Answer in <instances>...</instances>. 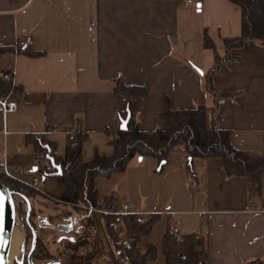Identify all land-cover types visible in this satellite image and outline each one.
I'll return each instance as SVG.
<instances>
[{
	"label": "crops",
	"instance_id": "0c3cea01",
	"mask_svg": "<svg viewBox=\"0 0 264 264\" xmlns=\"http://www.w3.org/2000/svg\"><path fill=\"white\" fill-rule=\"evenodd\" d=\"M198 2L199 7L179 0H0V47L12 49L0 56V76L11 73L13 86L44 96L39 104H27L6 94L17 106L0 111V163L21 168L17 178L23 183L39 178L46 197L54 199L56 182L42 179L40 171L51 164L37 157L27 137L43 134L63 156L69 133L80 128L87 132L83 160L111 154L107 132L119 128L124 108L123 96L114 91L119 77L148 90L131 103L141 130L163 127L165 99L172 109L210 106L202 75L214 59L203 47L202 31L220 49L221 38L240 34L241 15L229 0ZM20 36L27 53L14 48ZM213 84L231 94L218 100V126L236 148L262 151L264 42L246 41L232 50ZM139 157L125 171L95 179L98 204L111 194L117 211L142 218L159 214L154 225L163 228L155 244L167 226L197 233L208 264H264V170L257 189L244 176H227L220 158H195L188 176L182 150L169 153L160 173L154 158ZM90 213L89 223L99 227V212Z\"/></svg>",
	"mask_w": 264,
	"mask_h": 264
},
{
	"label": "trees",
	"instance_id": "16d2710c",
	"mask_svg": "<svg viewBox=\"0 0 264 264\" xmlns=\"http://www.w3.org/2000/svg\"><path fill=\"white\" fill-rule=\"evenodd\" d=\"M238 6L241 15V31L239 35L221 38V48L214 44L205 30L202 31V44L205 49L213 52V64L203 72V87L212 97V104L198 105L190 109H172L169 100L165 99L164 108L160 112L163 120L162 128L151 131L141 130L135 121L131 103L134 99L145 96L148 90L141 85L126 84L123 78L116 79L114 91L124 98V108L119 111V119H128L126 128L120 127L113 132H107L108 142L113 147L109 155L95 153L88 160L82 159V144L87 139V132L76 128L74 138L65 146L63 156L55 153L54 141L45 138L43 134H32L27 142L33 145L36 152H44L51 157L55 164L61 167V174L55 175V169L49 165H42V176H49L56 182L59 193L54 198L59 203L71 208H81L87 212L100 210V220L103 234L109 237L112 264H147L156 260L160 252L165 264H208L207 253L201 236L195 232L175 233L167 226L159 244L150 241L141 242L153 225L159 220V214H149L139 217L137 214H125L122 225L128 241L119 244L113 241L115 233L109 227V222L117 211L111 194H105L103 201L97 203L95 179L109 178L113 173L126 170L129 162L135 156L154 158L161 167L156 169L160 173L168 162L169 153L182 150L187 156L185 172L192 176L193 160L195 158H220L222 169L229 177L244 176L249 183L260 188V174L264 170V149L251 152L238 149L229 140V132L217 124V103L222 97L231 95L215 88L213 76L218 72L221 64L231 57L232 50L240 48L246 41L264 42V0H229ZM9 47H0V56ZM20 52H29L27 47ZM33 54V53H31ZM11 90V91H10ZM9 94L20 96L24 103L39 104L44 101L43 95L24 92L18 86L11 87V82L0 76V95ZM0 182L11 190L24 194L30 203V218L36 224L37 212L33 200L40 193L34 191L18 178L6 177L0 173ZM52 199L51 197H46ZM45 198V199H46ZM23 205L21 204V207ZM63 206V205H62ZM106 209L107 211L103 210ZM67 210V208H66ZM25 245L28 247L32 239L33 229L25 221ZM36 231V243L32 251V258L38 262L55 260L57 257L47 247L41 231ZM24 264H28L25 261Z\"/></svg>",
	"mask_w": 264,
	"mask_h": 264
},
{
	"label": "rangeland",
	"instance_id": "374dc122",
	"mask_svg": "<svg viewBox=\"0 0 264 264\" xmlns=\"http://www.w3.org/2000/svg\"><path fill=\"white\" fill-rule=\"evenodd\" d=\"M47 190L52 191L48 188ZM35 197L32 203L37 212V223L35 224L29 219L30 225L36 231H40V228L43 229L41 236L49 250L57 257L55 264H112L111 254L113 255V251L110 246L109 237L103 234L101 222H99V227L94 223H89L90 212L86 213L80 211L78 207L71 208L66 204L59 203L60 201H57L56 197L48 200L38 194ZM17 202L19 219L24 222L25 200L18 197ZM21 204L23 205L22 207ZM48 207H51L53 210L51 209L50 211ZM104 210L107 211L106 209ZM162 228L163 223L154 225L150 235L142 237V240L159 241ZM23 231L24 236H26L24 226ZM114 233L113 241L118 243L117 234L116 232ZM33 262L35 264H46L48 261L38 262L33 259ZM147 264H153V262ZM154 264H164L162 255Z\"/></svg>",
	"mask_w": 264,
	"mask_h": 264
},
{
	"label": "water",
	"instance_id": "95a60500",
	"mask_svg": "<svg viewBox=\"0 0 264 264\" xmlns=\"http://www.w3.org/2000/svg\"><path fill=\"white\" fill-rule=\"evenodd\" d=\"M128 119L121 121L120 128H126ZM46 159L49 160L51 166L55 169L54 174H61V167L59 164H55L53 159L46 154ZM141 159V157H139ZM163 161L160 162L157 169L162 165ZM45 177L42 176V179ZM12 193L22 200H25V221L30 225V203L28 198L24 194H20L16 191L11 190L5 184L0 182V264H24L25 261L28 264H35L32 258V251L36 243V229H33L32 239L30 245L26 247L25 236L23 231V222L19 219L18 213L15 209L8 208L7 196ZM30 219V220H29ZM32 227V226H31ZM55 260H50L46 264H55Z\"/></svg>",
	"mask_w": 264,
	"mask_h": 264
},
{
	"label": "built area",
	"instance_id": "2783aa9c",
	"mask_svg": "<svg viewBox=\"0 0 264 264\" xmlns=\"http://www.w3.org/2000/svg\"><path fill=\"white\" fill-rule=\"evenodd\" d=\"M179 1L185 6L199 7L200 5L198 0H179ZM25 47H26V40L23 36H20L17 42L15 43L14 48L17 50H20V49H24ZM2 76L4 80L10 81L11 87H13L11 73H4ZM16 106H17L16 101L11 100L6 95H0V111L1 112L12 111L16 108ZM52 131H55V129ZM68 136H69V140L72 141L74 138V132H70ZM36 155L39 159L43 160L45 158L44 152H39ZM20 171H21V168L19 167L9 168L5 161L0 163V173L6 177L17 178V174ZM24 184L30 187L31 189H33L34 191L40 193L41 195L46 196V192L40 187L39 178H33L31 182H26V183L24 182ZM191 185L196 186V181L193 180L191 182ZM94 211L100 212V210H94ZM114 214H115L114 218L109 222V227L114 232H116L118 243L124 244L128 241V236L122 225V217L125 214H134V212L116 211Z\"/></svg>",
	"mask_w": 264,
	"mask_h": 264
},
{
	"label": "bare ground",
	"instance_id": "6f19581e",
	"mask_svg": "<svg viewBox=\"0 0 264 264\" xmlns=\"http://www.w3.org/2000/svg\"><path fill=\"white\" fill-rule=\"evenodd\" d=\"M17 201H18V196L14 195L12 193H9V195L7 196L8 208L15 209L17 212V203H18Z\"/></svg>",
	"mask_w": 264,
	"mask_h": 264
},
{
	"label": "snow or ice",
	"instance_id": "6c2138e0",
	"mask_svg": "<svg viewBox=\"0 0 264 264\" xmlns=\"http://www.w3.org/2000/svg\"><path fill=\"white\" fill-rule=\"evenodd\" d=\"M0 199H2V198H0ZM0 211H2V207H0Z\"/></svg>",
	"mask_w": 264,
	"mask_h": 264
}]
</instances>
